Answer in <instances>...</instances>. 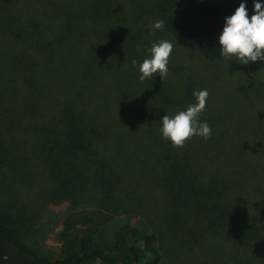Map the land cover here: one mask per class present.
<instances>
[{"label":"trees","instance_id":"trees-1","mask_svg":"<svg viewBox=\"0 0 264 264\" xmlns=\"http://www.w3.org/2000/svg\"><path fill=\"white\" fill-rule=\"evenodd\" d=\"M158 11L176 44L221 57L211 4ZM147 18L132 0H0V264H264V130L163 139L186 104L170 75L139 80ZM51 201L69 207L58 253L35 228Z\"/></svg>","mask_w":264,"mask_h":264},{"label":"rangeland","instance_id":"rangeland-1","mask_svg":"<svg viewBox=\"0 0 264 264\" xmlns=\"http://www.w3.org/2000/svg\"><path fill=\"white\" fill-rule=\"evenodd\" d=\"M189 0H132L134 7L148 18L144 28L147 38L145 49L153 42L168 40L173 44L169 57L168 75L173 79L176 94L183 98L186 108L195 102L192 93L206 89L209 93L206 108L199 119L207 122L212 128L228 127L248 130H264V61L249 62L247 65L233 60L206 58L198 50L187 49L175 43L164 29H154L149 20L156 18L158 10L164 11L169 6L177 8ZM199 1V0H191ZM211 4L225 20L234 14L240 3H245L249 17L254 14V0H200ZM264 4V0H258ZM160 4V7L157 4ZM148 31V33H147ZM257 85V87H256ZM65 201L47 203L45 211L36 221L35 228L40 235L41 246L53 253H58L63 241L61 232L65 230V216L68 213ZM128 220H137L135 211L129 212ZM264 220V219H263ZM125 217L113 218L112 222L122 223ZM6 251V249H4ZM87 264H101L92 261Z\"/></svg>","mask_w":264,"mask_h":264},{"label":"clouds","instance_id":"clouds-1","mask_svg":"<svg viewBox=\"0 0 264 264\" xmlns=\"http://www.w3.org/2000/svg\"><path fill=\"white\" fill-rule=\"evenodd\" d=\"M254 14L249 17L245 3H240L234 14L226 17L221 33L218 36L220 55L227 61L233 60L247 65L250 61H264V4L254 0ZM152 27L162 29L163 20H156ZM148 56L139 63V80L152 79L159 75L163 80L168 75L169 57L173 51V44L168 40L153 42L147 50ZM137 61L132 60V66L137 67ZM195 102L187 106L186 110H178L174 115H164L161 122V136L171 142L175 148H182L185 142L193 136L205 140L212 133L207 122H201L200 114L206 108L208 91L206 89L192 93Z\"/></svg>","mask_w":264,"mask_h":264}]
</instances>
